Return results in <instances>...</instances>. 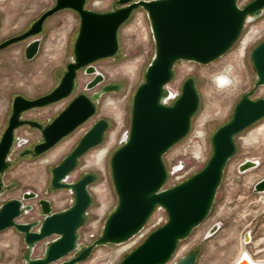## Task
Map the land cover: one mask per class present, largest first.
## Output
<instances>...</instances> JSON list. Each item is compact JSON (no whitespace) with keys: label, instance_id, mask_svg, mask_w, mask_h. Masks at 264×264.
<instances>
[{"label":"water","instance_id":"95a60500","mask_svg":"<svg viewBox=\"0 0 264 264\" xmlns=\"http://www.w3.org/2000/svg\"><path fill=\"white\" fill-rule=\"evenodd\" d=\"M85 0H55L30 27L0 43V48L37 35L47 17L69 8L79 14V28L72 47L71 60L59 83L49 92L35 98L17 94L12 100L11 115L0 138V192L7 190L3 175L11 163L10 155L16 128L28 124L41 130L42 139L32 148H25L20 156H38L55 146L96 112L95 103L105 92L118 90L120 83L105 84L101 91L90 95L80 93L44 126L32 119H21L25 110L51 104L72 94L77 71L85 67L86 74H94L85 89L90 90L103 81L104 75L93 62L111 57L118 50V29L133 9L146 11L154 41V53L147 63L143 81L133 93L129 128L121 144L109 159L110 176L117 203L107 214L100 233L89 244L79 240V230L87 220L92 203L90 185L97 173L85 171L79 177L70 175L80 158L89 149L101 144L108 120L96 119L81 138L51 168V190H67L70 203L55 210L52 202L31 189L19 198H10L0 205V231L13 227L23 235L25 264H80L96 246L122 244L144 227L153 211L162 208L166 219L151 230L118 264H195L198 248L171 261L179 242L191 233L207 216L216 190L222 180L228 160L236 153V136L264 117V98L254 97V91L264 85V38L249 52L255 80L234 104L229 120L218 126L210 137L211 154L206 163L185 179L165 186L169 170L164 154L184 138L190 130L191 119L199 107L200 96L193 77H187L179 92L169 97L167 84L173 78L177 61L206 64L227 52L237 41L247 21L261 16L264 0H249L239 5L238 0H117L121 6L108 12H97L84 7ZM41 39L32 38L26 45L25 58L32 59L39 51ZM17 146L27 142L16 137ZM259 164L245 159L238 164L244 172ZM253 192H264V176L257 180ZM34 201V202H33ZM36 217L21 220L24 215ZM220 227L215 222L206 232L212 235ZM245 242L249 233H245ZM43 243L40 256H34L38 244ZM243 249L231 264L247 258ZM1 258V255H0Z\"/></svg>","mask_w":264,"mask_h":264},{"label":"rangeland","instance_id":"374dc122","mask_svg":"<svg viewBox=\"0 0 264 264\" xmlns=\"http://www.w3.org/2000/svg\"><path fill=\"white\" fill-rule=\"evenodd\" d=\"M54 1L0 0V40L28 28ZM115 1L87 0L86 6L105 11L110 10ZM240 1L242 5L249 0ZM78 26V14L69 8L61 9L47 17L42 32L34 36L39 37L41 43L38 53L32 59L24 58L23 48L33 37L11 44L0 51V135L7 123L15 95L34 98L49 92L58 83L66 63L73 55L72 45ZM263 38L264 10L259 18L244 26L237 41L217 59L206 64L192 61L175 63L170 83L179 88L187 77H193L200 102L192 116L187 135L163 156L169 170L177 168L169 174L165 186H171L190 176L206 163L211 154L212 133L230 119L234 104L253 85L255 73L249 52ZM118 43L115 55L102 58L94 65L104 74V82L120 83V88L103 93L96 103L95 114L41 155H19L21 150L38 141L41 136L36 129L19 127L16 135L28 141L22 146H14L10 155L11 163L3 175L8 189L0 192V205L10 198H19L25 190L31 189L41 197H48L55 210L67 207L70 203L69 192L50 189L51 168L61 161L96 119H107L109 127L105 131L103 142L83 154L78 166L71 173L73 179L85 171L97 173L96 180L90 185L92 203L88 209L87 220L79 230V240L84 245L89 244L100 233L103 220L117 203L109 159L129 128L133 93L143 81L145 67L154 53V41L145 10L139 7L132 11L118 29ZM220 73L229 76L225 87L216 83V76ZM90 77V74L80 70L72 95L42 108L28 110L23 116L41 121L55 117L72 96L80 92L90 94L100 87L98 85L86 90L84 83ZM253 96L264 98V85L259 86ZM235 141L236 153L224 168L209 213L192 229L187 238L179 242L171 261L198 248L195 264H231L240 251L245 249L254 258L260 259L257 264H264V192L252 190L254 183L264 176V117L242 130ZM52 150L56 153H52ZM95 152H102V165L95 161L96 158H92ZM245 159H258L259 164L239 172L238 164ZM180 162L183 163L182 168L177 165ZM35 217L36 212L32 216H22L21 220ZM165 217V212L158 209L144 225L141 235L127 243L96 246L80 264H118L151 230L162 224ZM215 222H219V229L206 236L207 230ZM246 232L249 233L247 242L244 240ZM42 250L43 243H40L34 256H40ZM24 251L25 243L20 232L13 227L0 231V264H25Z\"/></svg>","mask_w":264,"mask_h":264},{"label":"flooded vegetation","instance_id":"af4514ba","mask_svg":"<svg viewBox=\"0 0 264 264\" xmlns=\"http://www.w3.org/2000/svg\"><path fill=\"white\" fill-rule=\"evenodd\" d=\"M54 3H55V1H54ZM54 3H53V5H54ZM86 4H87V0H85V2H84V7L86 8V9H89V10H93V11H97V12H108V11H111V10H113L114 8H118V7H120L121 5L120 4H118L117 3V0L114 2V4L112 5V8L110 9V10H105V11H98V10H94V9H91V8H88L87 6H86ZM52 5V6H53ZM141 8V7H140ZM136 9V8H135ZM135 9H133V10H135ZM76 12V11H75ZM77 13V12H76ZM78 14V13H77ZM78 16H79V14H78ZM39 17V16H38ZM37 17V18H38ZM130 17V16H129ZM36 18V19H37ZM79 21H80V17H79ZM32 23H30V25H31ZM44 24V23H43ZM30 25H29V27H30ZM28 27V28H29ZM28 28H26L25 30H23V31H21V32H19V33H17V34H20V33H22V32H24V31H26ZM78 28H79V26H78ZM42 30H43V25H42ZM42 30H41V32H42ZM78 32V31H77ZM77 32H76V35H75V38H76V36H77ZM17 34H13V35H11V36H14V35H17ZM39 34V33H38ZM37 34V35H38ZM37 35H34V36H37ZM11 36H9V37H11ZM34 36H30V37H27V38H34ZM9 37H6V38H4V39H2V40H0V43L1 42H3L5 39H7V38H9ZM27 38H25V39H27ZM75 38H74V40H75ZM25 39H23V40H25ZM23 40H20V41H23ZM74 40H73V43H74ZM20 41H16V42H13V43H10V44H8V45H6L5 47H2V48H0V51L2 50V49H4V48H6V47H8L9 45H11V44H14V43H18V42H20ZM26 45H27V43L25 44V46H24V48H23V55H24V58H25V54H24V51H25V48H26ZM72 47H73V45H72ZM106 58V57H105ZM102 59V58H101ZM98 60H100V59H98ZM98 60H96V61H98ZM96 61H94L93 62V65H94V63L96 62ZM68 63V62H67ZM66 63V64H67ZM95 66V65H94ZM65 69H66V66H65ZM80 70H82V71H84V73H85V67H82V68H80L78 71H77V73H76V76H75V81H74V86H73V90H74V88H75V86H76V84H77V77H78V72L80 71ZM64 71L65 70H63V72H62V75H63V73H64ZM61 75V76H62ZM104 75V74H103ZM61 76H60V78H61ZM93 77H94V74H92L91 75V77L88 79V80H86L85 81V83H84V88H85V85H86V83L89 81V80H91V79H93ZM60 78H59V80H60ZM104 79H105V77L103 78V81H101L100 83H98L95 87H97L98 85H100V87H98V89H96V90H94V91H101V89H102V87L105 85V84H108V83H113V82H104ZM58 83H59V81H58ZM57 83V84H58ZM56 84V85H57ZM55 85V86H56ZM54 86V87H55ZM53 87V88H54ZM52 88V89H53ZM51 89V90H52ZM73 90H72V93H73ZM50 91V90H49ZM94 91H92V92H94ZM111 91H114V90H111ZM91 92V93H92ZM108 92H110V91H108ZM80 93H83V92H80ZM80 93H78V94H80ZM90 93V94H91ZM106 93V92H105ZM45 94V93H44ZM78 94H76V95H78ZM90 94H88V95H90ZM72 95V94H71ZM76 95H74V96H76ZM74 96H72V97H74ZM102 96V95H101ZM38 97V96H37ZM71 97V98H72ZM35 98V97H34ZM12 100H13V98H12ZM63 100V99H62ZM71 100V99H70ZM61 101V100H60ZM58 102V101H57ZM55 103V102H54ZM69 103V102H68ZM67 103V104H68ZM97 103V102H96ZM96 103H95V105H96ZM66 104V105H67ZM47 105H50V104H47ZM47 105H44V106H47ZM44 106H40L41 108L42 107H44ZM40 107H34V108H40ZM34 108H31V109H34ZM31 109H28V110H31ZM11 110H12V103H11ZM28 110H25V111H23L22 113H21V119H29V118H27V117H24L23 116V114H24V112H26V111H28ZM10 115H11V111H10V114H9V116H8V119H9V117H10ZM8 119H7V123H6V125L4 126V128H3V130H2V133H3V131L5 130V128H6V126H7V124H8ZM53 118H48V119H46V120H44V121H41V120H36V121H38V122H40L43 126L45 125V124H47V123H49L51 120H52ZM32 120H35V119H32ZM86 122V121H85ZM22 126H28L29 128H31V129H36V130H38L40 133H41V130L40 129H38V128H32V127H30L28 124H24V125H21V126H19V127H22ZM19 127H17L16 128V130L19 128ZM108 127H109V122H108ZM108 129V128H107ZM73 132V131H72ZM71 132V133H72ZM2 133H1V135H2ZM1 135H0V138H1ZM16 137H18L17 135H16V131H15V136H14V142H13V148H14V146H16L17 144V138ZM42 139V134H41V136H40V139L38 140V141H36L35 143H33L32 145H30V146H26L25 148H32L33 146H34V144H36L37 142H39L40 140ZM28 141V140H27ZM15 143V144H14ZM26 144V143H25ZM24 148V149H25ZM71 150V149H70ZM22 151V150H21ZM20 151V152H21ZM53 151V150H52ZM51 151V152H52ZM20 152H19V154H20ZM50 152V153H51ZM29 155V154H28ZM28 155H26V156H28ZM31 156V155H30ZM178 165V167L179 168H182L183 167V163L182 162H180V163H178L177 164Z\"/></svg>","mask_w":264,"mask_h":264},{"label":"bare ground","instance_id":"6f19581e","mask_svg":"<svg viewBox=\"0 0 264 264\" xmlns=\"http://www.w3.org/2000/svg\"><path fill=\"white\" fill-rule=\"evenodd\" d=\"M133 11V10H132ZM132 13V12H131ZM131 13H130V15H131ZM129 18V17H128ZM248 22H250V21H247V23ZM246 23V24H247ZM243 31V30H242ZM241 31V32H242ZM240 35H241V33H240ZM240 37V36H239ZM118 45H119V43H118ZM184 70V69H183ZM178 78V77H177ZM171 81V80H170ZM170 81L168 82V84L166 85L167 86V91H166V93L169 95V97H173V96H175L178 92H179V90H180V87L179 88H175L171 83H170ZM195 81V80H194ZM227 82H229V76L227 75V74H224V73H220V74H218L217 76H216V83H217V85L218 86H221V87H225L226 86V84H227ZM128 130V129H127ZM20 146H22V145H20ZM52 148V147H51ZM50 148V149H51ZM99 150V149H98ZM52 153H56L55 151H53ZM52 153H51V155H52ZM43 154V153H42ZM102 152L101 153H98V152H95V156L93 155V159L94 158H96L97 160H95V161H99L98 162V164H101L102 165ZM109 156V155H108ZM252 160H257L258 162H259V160L258 159H252ZM100 165V166H101ZM249 169H251V168H249ZM248 169V170H249ZM245 171H247V170H245ZM168 176H169V174H168ZM168 176H167V178H168ZM70 178L71 179H73V176L72 175H70ZM70 197H71V195H70ZM34 202V201H33ZM158 209H162V208H157V209H155L154 211H153V213L155 212V211H157ZM163 210V209H162ZM164 211V210H163ZM165 212V211H164ZM153 213H152V215H153ZM166 214V213H165ZM151 215V216H152ZM151 218V217H150ZM149 218V219H150ZM165 219H166V217H165ZM134 238V237H133ZM130 241H131V239H130ZM129 242V241H128ZM127 243V242H126ZM243 250H241L240 251V253H239V255L241 254V252H242ZM247 254H248V256L250 257V259L253 261V262H256V263H259L260 262V259H256V258H254L249 252H247ZM239 255H238V257H239ZM236 259V258H235ZM263 260V259H262ZM249 260L247 259V258H242V259H240V261H239V264H249Z\"/></svg>","mask_w":264,"mask_h":264},{"label":"built area","instance_id":"2783aa9c","mask_svg":"<svg viewBox=\"0 0 264 264\" xmlns=\"http://www.w3.org/2000/svg\"><path fill=\"white\" fill-rule=\"evenodd\" d=\"M238 4L241 5V1H240V0H238ZM185 178H186V177H185ZM185 178H184V179H185ZM181 180H183V179H181ZM181 180H179V181H181ZM179 181H177V182H179ZM177 182H175V183H177ZM175 183H173V184H175ZM142 229H143V227H142V228L138 231V233H137L135 236H133V237L136 238L137 236L141 235V231H142ZM133 237H132V238H133ZM132 238H131V240L134 239V238H133V239H132Z\"/></svg>","mask_w":264,"mask_h":264},{"label":"crops","instance_id":"0c3cea01","mask_svg":"<svg viewBox=\"0 0 264 264\" xmlns=\"http://www.w3.org/2000/svg\"><path fill=\"white\" fill-rule=\"evenodd\" d=\"M15 198H17V197H15ZM46 198H48V197H46ZM49 199V198H48ZM24 220V219H23Z\"/></svg>","mask_w":264,"mask_h":264}]
</instances>
